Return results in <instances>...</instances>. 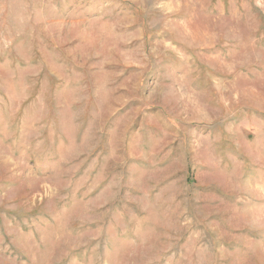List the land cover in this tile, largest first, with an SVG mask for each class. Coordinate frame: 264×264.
I'll return each instance as SVG.
<instances>
[{
    "label": "rangeland",
    "instance_id": "1",
    "mask_svg": "<svg viewBox=\"0 0 264 264\" xmlns=\"http://www.w3.org/2000/svg\"><path fill=\"white\" fill-rule=\"evenodd\" d=\"M0 264H264V0H0Z\"/></svg>",
    "mask_w": 264,
    "mask_h": 264
}]
</instances>
